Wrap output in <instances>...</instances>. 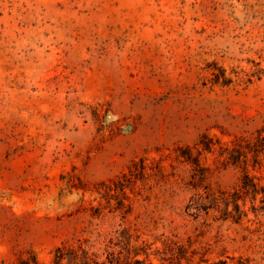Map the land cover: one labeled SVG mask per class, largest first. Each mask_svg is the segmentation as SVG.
Instances as JSON below:
<instances>
[{"label": "rangeland", "instance_id": "rangeland-1", "mask_svg": "<svg viewBox=\"0 0 264 264\" xmlns=\"http://www.w3.org/2000/svg\"><path fill=\"white\" fill-rule=\"evenodd\" d=\"M263 128L264 0H0V264L122 228L146 264H264L262 202L187 208L264 185Z\"/></svg>", "mask_w": 264, "mask_h": 264}, {"label": "trees", "instance_id": "trees-1", "mask_svg": "<svg viewBox=\"0 0 264 264\" xmlns=\"http://www.w3.org/2000/svg\"><path fill=\"white\" fill-rule=\"evenodd\" d=\"M264 132V128L261 130ZM186 161L192 165L198 163L192 156H184ZM111 190V188H108ZM261 196V197H259ZM256 202L259 200L262 206L254 209L256 215L264 212V185H261L249 173H244L239 181L232 189H214L205 186L203 191L193 194L188 205V211L195 212L196 216L202 212L209 213L211 210L222 213L220 219L232 220L241 224L243 219L248 216V211L244 209L247 200ZM243 202L241 204L240 202ZM119 209H123L124 202H120ZM232 207V208H231ZM93 209V206L91 207ZM92 217L101 216L99 211L97 214L92 213ZM103 217V216H101ZM97 240L100 234H97ZM131 240L132 234L128 228L116 229L110 237L101 240L102 246L94 249L88 238H78L75 242L63 243L55 248L53 253L54 264H146L145 260L131 257ZM126 251V256L124 252ZM30 264L29 261H23ZM38 264L37 260H34Z\"/></svg>", "mask_w": 264, "mask_h": 264}]
</instances>
